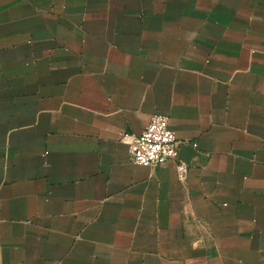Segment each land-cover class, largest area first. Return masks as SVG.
<instances>
[{
	"label": "crops",
	"instance_id": "1",
	"mask_svg": "<svg viewBox=\"0 0 264 264\" xmlns=\"http://www.w3.org/2000/svg\"><path fill=\"white\" fill-rule=\"evenodd\" d=\"M0 264H264V0H0Z\"/></svg>",
	"mask_w": 264,
	"mask_h": 264
},
{
	"label": "built area",
	"instance_id": "2",
	"mask_svg": "<svg viewBox=\"0 0 264 264\" xmlns=\"http://www.w3.org/2000/svg\"><path fill=\"white\" fill-rule=\"evenodd\" d=\"M130 160L144 167H161L169 162L176 163L181 181L188 179V165L180 162L175 132L171 129L170 119L166 115L155 114L139 136H126Z\"/></svg>",
	"mask_w": 264,
	"mask_h": 264
},
{
	"label": "water",
	"instance_id": "3",
	"mask_svg": "<svg viewBox=\"0 0 264 264\" xmlns=\"http://www.w3.org/2000/svg\"><path fill=\"white\" fill-rule=\"evenodd\" d=\"M186 149H192V147L187 146V145H185V144H181V145H180V152H179V157H178L179 160H181V154H182V151H184V150H186ZM185 162H187V161H185ZM182 163H184V162H182ZM184 164H186V163H184ZM189 164H190V163H189ZM186 165H187V164H186Z\"/></svg>",
	"mask_w": 264,
	"mask_h": 264
}]
</instances>
